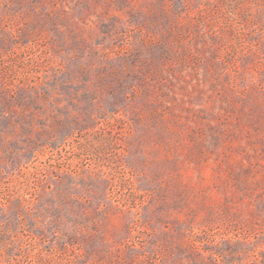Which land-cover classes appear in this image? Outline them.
<instances>
[{
  "label": "rangeland",
  "instance_id": "rangeland-1",
  "mask_svg": "<svg viewBox=\"0 0 264 264\" xmlns=\"http://www.w3.org/2000/svg\"><path fill=\"white\" fill-rule=\"evenodd\" d=\"M0 264H264V0H0Z\"/></svg>",
  "mask_w": 264,
  "mask_h": 264
}]
</instances>
